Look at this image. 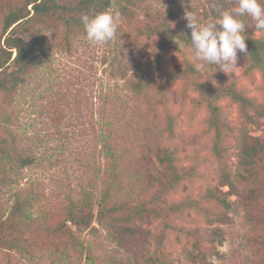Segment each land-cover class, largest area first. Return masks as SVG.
<instances>
[{"label": "rangeland", "instance_id": "374dc122", "mask_svg": "<svg viewBox=\"0 0 264 264\" xmlns=\"http://www.w3.org/2000/svg\"><path fill=\"white\" fill-rule=\"evenodd\" d=\"M56 1L66 9L21 25L33 63L19 74L9 66L4 77H21L0 91V147L13 156L0 154V264H264V159L245 167L239 157L242 142L264 140V115L247 109L251 122L230 95L214 99L218 157L198 89L232 85L264 105V76L248 52L222 71L200 66L190 43L162 50L157 35H146L160 22L188 28L186 10L212 21L233 0H110L104 10L119 13L117 36L100 45L86 39L81 0ZM24 2L0 0V63L4 17ZM246 20V34L264 37ZM162 148L174 156L178 180L156 159ZM108 149L121 157L111 193L124 204H106L100 215ZM223 170L236 184L229 209L206 196ZM69 208L90 216L89 225L73 224Z\"/></svg>", "mask_w": 264, "mask_h": 264}, {"label": "trees", "instance_id": "16d2710c", "mask_svg": "<svg viewBox=\"0 0 264 264\" xmlns=\"http://www.w3.org/2000/svg\"><path fill=\"white\" fill-rule=\"evenodd\" d=\"M121 1L125 2H137L142 0H115V5L119 6ZM30 5V8L28 7ZM110 5V0L103 1V0H81L79 2L78 8H82L88 13L96 12V11H103ZM66 7L59 4L56 0H25L22 6L15 7L7 12L4 17L3 26H2V38L4 42V51L7 52V57L3 63H0V91L5 90L8 87L7 81L8 80H15L21 76H14L12 71L16 70L21 73L28 65L33 63V59L30 55L25 52L22 48L24 43V39L21 37L19 30L21 25L24 24L29 18L33 15H49L55 14L60 10H65ZM119 9V7H118ZM121 11H125L127 13L126 6H123ZM245 24L247 26V20L244 18ZM146 35H157L160 40V46L162 50L170 48L175 43L181 44H189L190 41V29L184 28L179 32H176L172 29L168 22H160L157 24L152 30L147 31ZM187 37V38H186ZM246 46L250 60V66L256 68L261 71L262 75L264 76V37H253L246 34ZM13 50L15 51L14 56ZM9 66H13V70L9 72V76L6 78L4 77V73ZM192 69V67H191ZM199 91L205 95L206 102L208 107L211 111L209 124L211 127L214 128L215 131V138L216 143L213 145L212 151L213 153L221 157L222 150L219 146V140L221 136L220 126L216 117V107L213 103V100L219 97L222 94L230 95L234 100H236L240 106L245 110V115L249 121L253 120V115L247 112V109L256 110L260 115H264V105L260 103H256L251 98H248L238 92L232 85L224 88L213 90L209 89V87L204 84L200 83L198 87ZM168 131L172 132V124L171 121L167 123ZM105 138V137H104ZM251 142H242L240 145L239 150V157L241 163L245 167H252L254 164L259 162L260 160L264 159V140L258 136L251 137ZM0 154L2 158L7 160H13V156L11 153H6L4 148L0 147ZM107 158L110 161L108 173L111 176V180L108 183V189L102 190L100 194V203H99V214L101 215V209L106 204H110V211H116L121 209V206L124 204V201H114L116 196H113L111 193V189L117 185L118 179V171L117 167L119 163H121V157L115 155L113 150L108 149L106 152ZM156 159L163 164H166L168 168L173 171L175 174L173 176V180H178L181 178V173L175 172V164H174V156L170 151L166 148H162L155 154ZM25 161V159H23ZM172 180V179H171ZM220 180L222 181L220 187L218 188H209L206 190V196L210 199L214 200L221 208L229 209L231 202L228 200L227 195L229 192L231 194L237 193L233 189L236 188L235 182L231 179L230 174L228 171L223 170L220 175ZM224 186H227V189H223ZM16 209H21L19 200H17ZM70 217L69 220L75 225H84L88 226L90 222V216H86L83 213L81 216L77 217L75 215V209L69 208ZM222 213L218 214L217 221H224L222 218ZM1 229V226H0ZM221 228H219L220 230ZM216 240H221V235L218 232L212 231Z\"/></svg>", "mask_w": 264, "mask_h": 264}, {"label": "clouds", "instance_id": "9594fccd", "mask_svg": "<svg viewBox=\"0 0 264 264\" xmlns=\"http://www.w3.org/2000/svg\"><path fill=\"white\" fill-rule=\"evenodd\" d=\"M115 10L96 11L80 17L87 41L91 45L108 44L116 39L118 24ZM190 29V51L200 66H216L220 70L238 65V53L245 55L246 24L249 18L258 32H264V0H233V6L223 9L209 22L202 23L196 13L184 12Z\"/></svg>", "mask_w": 264, "mask_h": 264}]
</instances>
